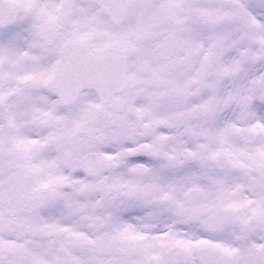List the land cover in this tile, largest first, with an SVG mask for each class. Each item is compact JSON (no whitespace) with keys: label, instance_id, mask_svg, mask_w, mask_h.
Masks as SVG:
<instances>
[{"label":"snow or ice","instance_id":"6c2138e0","mask_svg":"<svg viewBox=\"0 0 264 264\" xmlns=\"http://www.w3.org/2000/svg\"><path fill=\"white\" fill-rule=\"evenodd\" d=\"M0 264H264V0H0Z\"/></svg>","mask_w":264,"mask_h":264}]
</instances>
